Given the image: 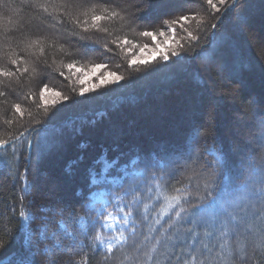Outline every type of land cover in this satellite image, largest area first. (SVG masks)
Segmentation results:
<instances>
[{
	"label": "trees",
	"instance_id": "1",
	"mask_svg": "<svg viewBox=\"0 0 264 264\" xmlns=\"http://www.w3.org/2000/svg\"><path fill=\"white\" fill-rule=\"evenodd\" d=\"M165 1L166 0H151L153 5L151 8L156 7L158 4V7L164 5ZM44 2H46V0H41V3ZM132 2L133 3H131V0H114L113 4H119L121 6L128 4L134 5L135 7L130 8L129 11L135 12L138 5L135 0H132ZM170 2L172 4H169L168 8L163 9L162 11L160 8V10L155 11L158 13V16H155L154 10L149 8L151 11L149 10L144 16L141 15L131 26L122 28L118 19L102 21V26L109 29V32L112 34L111 36L100 32H92L86 35H91L93 39H100L103 43H109V47L112 51L108 52L106 50V52L99 53V51L94 50L93 47H89L87 49V55L84 57L76 54L78 49L84 50L81 47L84 42L79 41L78 37H72L70 43L66 39L68 32L81 31L79 28H76L70 20L65 19L60 13H53V16L45 14L47 18H42L44 17L42 16L43 11L39 8L36 11H30L29 9L23 10V12L26 11L34 17V19H39L41 17L40 19H42V22L45 21L46 24L49 23L50 25H55L57 30L54 29L53 35L51 31H46V33L41 34L43 36L41 40L44 47L43 53L35 47L31 48L39 51L37 53H32L33 59L31 58L32 56L30 57L31 65L36 67L37 70V73H34L35 78L27 77L26 75L28 74L25 75V73H17L19 80H17L16 77H12L13 79H11L0 76V81L3 82L0 83V92L5 93V95L0 96V139L9 140V144L6 145V155H4L2 162H0V206L2 208V211L0 210V240L8 241V247L0 253V257L6 258L12 253L24 252V236L22 232L18 231L17 223L19 212L21 210V204L19 203L20 193L24 184V181L20 179L22 175L25 176L26 180L32 185L30 192V195H32L31 201L36 200L39 205V208L31 207V211L36 214L37 219L30 222V227L35 229L36 226L41 223L39 217H48V233L51 238L45 239L41 243H44L47 246V251L52 258L55 256L58 257L59 254L63 255L60 264H67L69 260L73 261L74 264H79L81 263L80 260L84 258L86 264H98L99 259L103 264H111L109 262L110 256L108 255L112 254L113 251L119 253L118 249L122 250V245L117 246L115 241H113L114 249L110 254L107 253L108 237L115 236L120 231L119 216H117L118 223L113 231L100 229V226L97 225L95 228L88 230L85 234L82 232L75 219L76 214L86 216L89 220L96 214L95 212L85 213L81 210V205L87 201L92 203L97 209L104 207L106 211H113L112 205L118 203L116 200L117 196H123L126 190L133 187H136L137 191H140L141 189H146L148 184L156 183L154 176H160L162 171L167 170L165 166L168 165L170 161L175 160L173 154L178 157H184L186 156V153H179L178 150L171 151L167 147H162L160 150H151V146L144 142L145 138L143 136L138 135L134 138V136L128 134V132L131 131L128 123L127 129L123 132H119L118 138L115 137L114 139L102 141L96 137L93 149L99 147L100 155L95 156L94 158L89 157V159H84L93 151L85 152L86 149H82L90 144L89 141L76 142L74 140L78 136L80 137L83 131L86 132L90 130L91 136V133L95 130L94 126L96 120L101 119L105 114L108 115L106 107L111 106V108H114L115 110L116 108H119L122 103H127L130 100L132 105L135 103L139 104L138 98L142 97V99H145L158 91L160 96V93L163 91L162 89L174 86L175 84V88L173 87L174 89L172 90L175 92L179 91L180 93L185 88L193 89L194 91L197 89H208L209 85L207 83H198L194 78L190 80L185 74L188 71H192L194 76V69L201 64L202 60L207 57H214L215 63L213 64V76L216 77L218 85L221 84L220 82L222 81V78L228 79L233 83L234 90L238 92L234 94L228 93L232 95V98L237 102L239 109L238 112L241 115L244 113L248 101L253 99V97L248 95V89L243 85L245 84V80H248L249 77H253L258 81L260 80V82L264 81L263 78L255 76L257 72L264 75V0H237V7L230 14H225L223 11L221 13H212L209 10L207 15L200 11L201 7L207 9V5L203 3V0H198L196 4H185L183 11L175 10L174 6L176 0ZM231 2L232 0H227V3ZM12 3L21 7V0H12ZM106 3L110 2L107 0H93L92 4L100 5ZM92 4H87L86 6H91ZM139 4L141 7L145 6L144 0L139 2ZM223 8L224 6H221L222 10ZM19 9L21 10V8ZM49 10L51 11V8ZM194 12H199L200 15L205 16L203 23L200 27H197L196 20L190 19L184 27L188 28L189 31H192V33L197 36V41L181 39L186 37L187 33L183 31L179 25H176L175 27L177 39L181 40L184 49L194 47L196 51L199 52L200 49L203 48L204 54L201 58L193 59L192 57L195 54L184 50H181L180 56L173 57L170 55L171 48L167 45L165 51L169 52L168 60H162L158 56L146 64L139 63L130 66L125 63L127 60V53L123 52L120 47H117V45L111 43V40L116 37H119L121 40L127 37V39L131 40L134 44H138L141 40L148 38L138 35L139 32L145 30L155 31L161 28L162 21L165 19H176L180 15L185 14L192 16ZM217 15L222 16L220 21L215 19ZM252 16H257L254 19V21L257 20V22L252 21ZM53 17H56V19ZM34 19L25 24H21L22 29L31 31L33 28H38V23L36 21L34 22ZM57 19H63L64 22L58 23ZM81 19H83V17H81ZM213 23H217L218 25L215 30L211 28ZM15 27L14 31H17L19 29L18 25H15ZM164 30L167 31L166 26L164 27ZM213 31L216 33L215 38H213L212 35ZM252 32L253 35L251 34ZM7 36L11 40L15 37L14 33H9ZM26 41L27 40H21V42L14 41L16 43H14V47H12V49L15 50L12 51L16 53V57L14 58L21 57L22 60L27 59L24 53V51L28 50L26 47L28 42L26 43ZM172 43L174 42H169V44ZM178 50L180 49L178 48ZM30 59L28 58V60ZM73 60L79 61V63L76 64L77 68L93 63H104L106 65L111 62L117 63L121 70L118 71L111 69L122 78L116 82L101 86L94 92H89L81 96L79 95V85L76 83V80L69 77V71L65 70L67 69L66 67L61 66V63L65 65ZM7 65H9V67ZM7 65L0 60V66L6 69L15 72L18 68V64L14 66L13 64L10 65V61L7 62ZM19 65L21 66V62H19ZM57 68L64 72V76H61L59 71L54 70ZM44 84H48L49 88L56 87V89H60L61 94L68 96L69 99L60 101L59 104L56 103L48 106V112L45 113L40 95L38 94L40 88L43 87ZM59 85L60 87H58ZM73 88H76V92L72 91ZM227 90L228 88L226 86V91ZM170 91L171 90H168V92ZM29 94H31V96ZM17 103L21 105V110L24 113L23 116L16 112L12 107L13 104ZM167 104L169 103H154L152 101L151 109L149 107H142V109L138 110L140 111L138 115L141 113H154L153 116L159 117L162 116L160 114L162 111V113L165 114L163 117H172V108H169ZM29 112L32 113L31 116L28 115ZM92 115H95V117ZM244 116L249 117V115ZM141 117V115L138 116V118ZM6 119H10L13 122L11 124H5L3 121ZM143 122L149 123V121L146 120H143ZM78 123L81 124L79 127H76L78 126ZM254 127L257 128L258 126L254 124ZM137 128H140L141 130L143 129L142 125ZM192 129L193 130H191L192 132L188 138L192 150H190V152L192 154L201 152L205 159L211 161L215 159V157L211 154L203 153V149L208 146L218 145L229 155L227 167L224 169L225 175H233L235 186H239L248 181L249 173L247 165H245L243 169H240V160L243 156L250 153L253 160L257 162L259 161L262 152L259 137L256 143L257 146L251 147L247 145L244 152L243 150L242 153L235 151L233 154V152L228 150V146L225 142L221 141L219 137H215V140L209 138L207 144H205L203 141L197 140V132L200 128L194 127ZM52 130L55 131L51 134L54 138L52 143L56 145L59 142L56 146L60 149H54L53 146L52 152L49 153L48 150H50V146H46L44 152L50 154H46V156H50L55 169H57V165L59 166V164H62L61 162L67 161L64 168L65 170L63 171H65V174L68 177L65 184L68 185L69 193L72 195V199L70 198V204L67 205L68 208L63 209V216L60 214L61 209L57 206H51L45 201V199L39 197L34 199V183L29 179L30 176L28 177L30 173L29 165L31 162L35 161L32 160V152L35 147L34 136L38 132L37 135H41V133H47ZM158 130L152 128V132L149 134V136H152L150 139H152L153 142L163 138H160ZM61 134L63 135L59 137L60 140L56 142L59 138H55ZM12 137L16 138L15 141L10 139ZM80 140L82 141V139ZM31 145L34 147L31 148ZM105 154L109 160H117L118 163L107 173V180L105 182L90 186L89 170L96 169V171L99 172L100 166L96 164V161L99 157ZM217 155H219V153H217ZM27 157H31V159H26ZM41 159L42 155H40V157L38 156L36 161ZM70 167H74V172L70 170ZM54 172L56 173L55 170ZM75 173H77L78 176H75ZM177 179H179L178 175L168 179L166 182L161 181L162 183H166V187L161 191L166 195L180 194L174 191V187H181L180 184L175 183ZM184 183H187V180H185ZM193 183H195V180ZM99 190L102 191L101 195L104 198L103 200H108L110 202L108 205H105L102 200H94L92 198V194ZM77 193H80V195H77ZM136 194V192H132L130 195L125 196L124 203L131 201ZM146 202L147 201L141 203V210H143L144 203ZM42 206L43 208L48 209V211H40ZM165 206L166 201L163 197L150 205L147 212V222L142 223L137 228L139 236L143 237L147 235V233H149L148 235L150 238H157L158 233L170 236L173 234L170 232L174 230L176 225L180 224L189 227L188 224L183 222L173 224L172 219L175 217V211H169L167 214L161 216V209ZM35 209H37V211ZM125 211H127V208H125ZM57 215H59L60 220H64L68 227V231L75 236L74 241L80 242L78 245L69 244L68 241H74L71 238L66 237L64 231H61L60 228H58L57 221L55 222L50 218ZM257 216H259V213H257L256 216H248L245 219V225H264V222L262 224V220L257 219ZM135 218L137 220L140 219L139 216H136ZM156 220H160V223L157 224ZM170 225L172 226L170 227ZM262 227L259 228L256 226V229H254L253 226L251 232L257 231L262 235L264 234V226ZM210 228V226L207 229L199 227L196 231L201 235L205 231H211ZM97 229L100 230L101 235L104 237V241L99 250L93 252L92 237L95 235ZM245 230L246 229L242 230L238 244L239 249L244 247L245 244V250H247L249 245L253 243L254 238L250 235L251 237L249 236L247 240V237L243 234V231ZM125 235H128V233H125ZM13 236L15 238H10ZM188 237L190 238L192 235L186 234V238ZM52 239H56L55 244L57 241L61 244V249L58 254H56L53 250L55 248L50 244ZM129 239L131 240V237H129ZM143 240L144 239L142 238V241ZM208 241L209 247L213 250L215 245L213 239H208ZM235 242L233 241L232 244L236 245L237 242L236 244ZM41 243L39 245H34L31 250L32 253H34L33 259L35 264H41L39 261L43 259L41 258V254L44 253V248H41ZM144 244L146 243H140L139 248H145L146 246H144ZM175 244L176 242L173 244L172 250L174 249ZM155 245V243H152L150 246L148 245L147 248L149 250V255L145 261H140V264H157V258L159 257L158 253H160L161 249L156 248ZM196 245L198 247V244H196L195 241V244H192V247H196ZM250 247L249 257L247 256L244 261L231 260L232 264H264V248L256 247L255 252H253V246L250 245ZM129 248L132 249L135 247L127 245L123 251H128L130 250ZM105 255L108 256V259H103ZM134 260L137 261V259ZM136 261L133 263L135 264ZM52 262L50 264H52ZM167 262H169L168 264H172V261ZM192 263L193 261L191 264ZM43 264L46 263L44 262Z\"/></svg>",
	"mask_w": 264,
	"mask_h": 264
},
{
	"label": "snow or ice",
	"instance_id": "2",
	"mask_svg": "<svg viewBox=\"0 0 264 264\" xmlns=\"http://www.w3.org/2000/svg\"><path fill=\"white\" fill-rule=\"evenodd\" d=\"M198 0H176L175 10L183 11L185 4H196ZM6 0H0V6H4ZM145 8H151V0H144ZM203 3L207 5V9L203 7L200 8V11L204 12L205 15L209 13V10L212 13H223L230 14L237 7V0H232L231 3H227V0H203ZM221 6H224L223 10ZM135 7L134 5H119L113 3L106 4H92L91 6H85L81 3V0H46V2L41 3V0H21V10L32 9L33 11L37 8L41 9L43 13H46L48 16H53V13H60L62 16L70 20L72 24L79 28L80 32H68L67 41L70 43L72 37H78L79 41L84 42L81 47L84 50H77V55L84 57L87 55V49L95 45H101L100 39H93L91 35H86L92 32L106 33L111 36L107 27L102 26V21H112L117 18L121 21V27L131 26L138 19L140 14L144 12V9H137L135 12L129 11L130 8ZM51 8V11L49 10ZM83 17V19H81ZM56 19V17H53ZM205 16L199 14V12H194L192 16L187 14L180 15L176 19H165L162 21L161 28L155 31L145 30L139 32L138 35L143 37H151L155 42L157 36L165 37L163 41L164 44L169 45L171 48L170 55L173 57L180 56L181 50L194 53L193 59L201 58L204 54L203 48L199 52L196 51L194 47H189L184 49L181 40L177 39L176 25H179L183 31L187 33L186 37L181 39H190L191 41H197V36L189 31L188 28L184 25L190 20H196L197 27L203 23ZM31 15L29 16V22ZM217 21L222 19L221 15L215 17ZM21 24L24 23V18L19 17ZM58 23H63V19H57ZM55 25H53L54 27ZM167 27V31L171 33V36H167L164 30V27ZM217 23H213L211 28L213 30L217 29ZM15 27V26H14ZM67 31V30H66ZM7 35V33H5ZM213 38H215V31L212 32ZM172 41L174 43L169 44ZM112 44L120 47L121 50L127 54L132 55V59H129L128 64L134 65L138 62V57L134 48H139L140 53H144L146 49L149 48V45L144 44H134L131 40H128L125 37L121 40L119 37H116L111 40ZM126 45H132L131 48L126 47ZM28 48H37L41 53H43L44 47L40 39L32 40L28 45ZM102 47L111 52L112 49L109 47V43L105 42L102 44ZM160 48V44H155L152 51L156 53L157 49ZM178 48L180 50H178ZM159 57L162 60L169 59V52L163 51L159 53ZM155 58V57H153ZM11 64L16 65L19 62H23L21 57L12 59L9 57ZM140 63H148V60H140ZM79 61L73 60L72 62L64 65L73 76L77 77V83L79 87V95L83 96L85 93L91 92L95 89L100 88L103 85L112 83L113 80L109 77H113L116 81L120 80L122 77L118 76L115 72L103 71L106 69L107 65L104 63L99 64H88L77 68L76 64ZM215 63L214 57H207L202 60L201 64L194 69V79L201 84L207 83L209 85L210 91H215L218 86L216 77L213 76V64ZM59 71L61 76H64V72L60 69H54ZM74 70V71H73ZM29 71L27 66L23 68H17L16 71H12L0 66V76L6 78L16 77L19 80L17 73H26ZM33 72H36V68L32 69ZM97 73H100L99 75ZM96 79V83L88 85V81L91 78ZM67 79V77H66ZM0 83H3L0 81ZM40 98L44 101L43 110L45 113L48 112V101L45 94L51 93L54 97L60 96L62 100H68V96H62L60 92L55 91L52 88H49L48 84H44L40 88ZM73 92H76V88L72 89ZM5 95L4 92H0V96ZM31 96V94H29ZM219 95V94H217ZM52 104L57 103L55 99L51 101ZM12 107L16 112L20 113L23 116V111L21 110L20 104H13ZM39 107V106H38ZM29 116L32 115L31 112L28 113ZM243 115H251L254 124L258 126V137L261 142L262 152L259 161H255L251 158V154L248 153L243 156L240 160L239 168L243 169L247 165V170L249 173V179L247 182L235 186V179L233 175H225L224 169L227 167L229 155L224 152L218 145L208 146L203 149V153L211 154L215 157L213 160H207L201 154L197 152L192 154L189 152L187 156L177 157L175 160L169 162L166 165V171H162L160 176H154L156 183L148 184L146 189H141L137 191L136 187L128 189L124 192L123 196H117L116 200L118 203L113 204V211H106L104 207L99 209L95 208L92 203L85 202L81 205V210L85 213L95 212L90 220L86 216H80L76 214L75 219L80 226L82 232L86 234L91 228H95L97 225L100 226V229H107L113 231L117 225V216H119V228L120 231L115 236L108 237L107 243V253H111L114 249L113 241H115L117 246L120 245H129L135 248H139L140 244L137 243V237L139 233L137 228L144 222H147L148 215L147 212L150 208V205L158 201L161 197L166 201V206L161 209V216L167 214L169 211H175V217L172 219L173 224H178L181 221L188 224L189 227L185 229V234H191L193 239L199 237V233L196 231L197 228H209V226L214 230L205 231L203 233L205 240L212 237L213 234L217 236V239L221 241L220 248H227L229 252V258L233 261L240 260L244 261L247 257L246 253H241L238 244L234 245L229 243V239L235 238L239 240L242 230L246 229L248 226L245 225V219L248 216H257V219L264 221V97L259 99L253 98L250 99L245 107ZM210 118L214 119V112L210 114ZM5 124H11L13 121L6 119L3 121ZM209 138L215 140V131L214 125L208 127L202 126L197 132V140L203 141L207 144ZM12 141H15V137L10 138ZM9 144V140L0 139V162L4 155H6V145ZM14 147V145H13ZM219 153V155H217ZM26 159H31L27 157ZM118 163L117 160H109L105 155L99 157L96 161V164L100 166V171L97 172L96 169L89 170V181L90 186L96 185L98 183H103L107 180V173ZM170 165V166H169ZM179 176V179L175 183L180 184V188H175L174 191L180 193L178 195H166L162 189L166 187V183L161 181H167L174 176ZM20 179L24 181V184L21 188V191L24 193L20 198L21 210L19 212L18 218V231L23 233L24 239V252L22 253H12L6 258L0 257V264H35L33 259L34 253H32V248L34 245H39L43 240L50 239L48 233V217L41 216L39 217L41 223L36 226L35 229L30 227V222L37 219V216L34 212L31 211V204L33 201L28 200L27 205H25V197H27L30 192L32 185L29 183L25 176H21ZM187 180V183L184 181ZM195 180V183L193 181ZM132 192L137 194L133 196L131 201L124 203V197L130 195ZM80 195V193H77ZM95 194H92L94 199ZM144 203L143 210H141L140 205ZM110 202L108 200L104 201L105 205H108ZM127 208V211H125ZM178 209V210H177ZM40 211H48V209L41 207ZM61 216H63V209L60 210ZM135 214V215H134ZM71 216V214H70ZM139 216V220L135 217ZM102 218V219H101ZM58 227L63 229L65 236L75 240L73 233L68 231V227L65 224L64 220L58 221ZM156 223L159 224L160 220H156ZM130 226V227H129ZM172 225H170L171 227ZM128 233V235H125ZM131 237V240L129 239ZM10 238H15L10 237ZM150 237H144V240L141 243H146ZM104 237L101 235L99 229H97L95 235L92 237V248L93 252L98 251L99 248L103 245ZM159 242V241H158ZM190 243V242H189ZM55 246L57 248L61 247L59 241L56 242ZM8 247V241L0 240V253L3 252L5 248ZM204 249L209 253L204 259L201 260L200 264H215L217 256L211 254V248L209 244L205 242L203 244ZM260 247L264 248V234H262L258 244L253 245V252L255 248ZM128 257L125 256V259ZM103 259H108V256L105 255ZM52 264H55L53 261ZM67 264H74L73 261L69 260ZM136 264H140V261L137 260Z\"/></svg>",
	"mask_w": 264,
	"mask_h": 264
},
{
	"label": "rangeland",
	"instance_id": "3",
	"mask_svg": "<svg viewBox=\"0 0 264 264\" xmlns=\"http://www.w3.org/2000/svg\"><path fill=\"white\" fill-rule=\"evenodd\" d=\"M107 1L110 3L114 2V0H107ZM141 1L143 0H140V1L135 0L136 4L138 5L137 9H144V12L140 14V16L141 15L144 16L147 14V12H149L150 9L145 8V6L141 7V5L139 4V2ZM170 1H173V0H166L164 5L158 7L159 6L158 4L156 5V7L151 8V10H154V15L158 16V13H156L155 11L160 10V8H161V11L163 9L168 8V5L172 4ZM81 3L86 6L87 4L88 5L92 4L93 0H81ZM131 3H133L132 0H131ZM19 8L21 7H19V5H14V3H12V0L11 1L6 0L5 5L0 6V60H2L3 63L5 62L6 65H7V62L9 61V57H11L12 59H16L14 58L16 57L15 56L16 53L13 52L15 50L12 49V47H14L13 46L15 43L14 41L21 42V40L23 41L27 40L26 43L28 42L29 44L32 40H35V39L41 38L40 40H42V37H43L41 35L42 33H46V31L47 32L51 31L53 35L54 29L57 30L56 26L53 27V25H50L49 23L46 24L45 21L42 22V19H40L41 17L39 19H34V17L32 16H31L30 21L34 19V22L36 21L38 23V28L36 29L33 28L31 31H27V29L26 30L22 29L21 23L19 21V17L22 16L24 18V24H25L29 22L30 14L27 13L26 11L25 12L21 11ZM37 9H35L34 11H36ZM29 10L31 11L32 9H29ZM42 14H43L42 16H44L42 18H47V16L45 15L46 13H42ZM256 17L257 16H252V21H254ZM255 21L257 22V20ZM118 22L121 24V21L119 19H118ZM15 25H18L19 27L17 31H14V29L16 28L14 27ZM165 32L167 36H171V33H168L166 30ZM5 33H7V35L9 33L10 34L14 33L15 37L13 38V40H11L7 35H5ZM251 34L253 35V32ZM164 40H165V37H160V36H157V40L155 42L152 40L151 37L141 40L140 43L138 44L140 45L147 44L149 45V48L146 49L144 53H140L139 48L133 49V52H135L138 57V62L136 63V65L140 63L139 62L140 60H148L150 62L153 59V57H158L160 52L165 51L167 45L163 43ZM157 43L160 44V48L157 49L156 53H154L152 49ZM102 44L103 42H101V45H95L93 49L99 51V53L106 52V50L102 47ZM126 47L131 48L132 45H126ZM19 49H22V48H19ZM27 49H28L27 51H24L27 59L21 62V66L19 65V61H18L17 67L23 68L27 66L29 68V71L26 72L25 75L28 74L26 75L27 77L35 78V74L37 73V70L36 72L32 71V69L36 67L31 65L30 57L32 56V53H35V52L37 53L39 51H36V49H31L28 47ZM28 58L30 60H28ZM31 58L33 59V56ZM126 59L127 60L125 61V63L128 64L127 61L129 59H132V55L127 54ZM7 66L9 67V65ZM61 66H64V65L61 63ZM111 68L113 70L114 69L118 71L121 70V68L118 67L117 63L111 62L107 65V68L102 69L101 72L103 71L113 72ZM65 70L67 71L68 69H65ZM188 72L185 75L188 78H190V80H192L194 78L192 71L190 73ZM68 73H69V77L76 80V83H77V77L73 76L71 72H68ZM97 74L99 75L100 73H97ZM117 75L119 76V74ZM255 76H259L264 79V75H262L260 72H257ZM109 79L113 80V82H116V80L113 77H109ZM253 79H254L253 77H249L248 80H245L244 78L245 84L243 85L248 89L247 90L248 95L250 97L257 98V99L264 97V89H263L264 81L260 82V80L258 81L257 79H254V80ZM92 83H96V79L94 77L88 81L87 86H90ZM220 83L221 84L217 86L215 91H210L209 86H208V89H205V90L197 89L195 91L193 89L185 88L182 90L181 93L179 91L175 92L172 90L175 88L174 87L176 85L175 84L174 86L162 89L163 91L160 93V96L158 94L159 93L158 91V92H155L153 95L146 97L145 99H142V97L138 98L139 104L135 103L134 105H132L131 100L130 101L127 100L129 102L127 103L124 102V104L122 103L119 106V108L115 109L116 111L114 110V108H111V106L106 107L107 108L106 110L108 111V115L105 114L104 117L102 116L101 119L96 120V124L94 126L95 130L91 133V136H90V130L86 132L83 131L80 137L78 136L77 138H75L74 141L76 142L89 141L91 146L89 144L86 146V148H82V149H86L85 152H89L91 150L93 151L89 154V156H86L84 159H89V157L94 158L95 156L100 155L99 147H97L96 149H93V146L96 142V137H98V139L102 141L107 140V139H114L115 137L118 138L119 132H123L124 130H126L128 126L127 124L129 123V127L131 131H129L128 134L130 136H134V138L137 137L138 135L143 136L145 138L144 142L148 143V145L151 146L150 147L151 150L153 149L160 150L162 147L164 148L167 147L171 151L178 150L179 153H184V154L186 153V156H187V154H189L191 150L190 141L188 140V138L192 132L191 130H193L192 128L194 127L201 128L202 126L208 127L210 125H214L215 137L216 138L219 137L221 141L225 142V144L228 146V150L230 152H233V154L235 153V151H239L242 153V150L244 152L247 145L251 147L257 146L256 143L258 141V127L257 128L254 127V121L251 115H249V117H245L243 114L241 115L238 112L239 110L238 104L232 98V95L229 94V93L234 94L238 92L234 90V86L232 85L233 83H231V81L225 78H222V81ZM226 86L228 88L227 91H226ZM58 87H60V85ZM50 88L54 89L55 91L60 92V89L58 88L56 89V87H50ZM96 90L97 89L91 92H94ZM168 90H171V91L168 92ZM38 94L40 95V92ZM61 95L64 96V94H61ZM45 96L48 101V106L54 105L51 103L53 99H55L58 104L60 103V101H64L60 98V96L54 97L51 93H46ZM152 101L154 103H158V102L169 103L167 105L169 106V108L170 107L172 108L173 116L163 117V115L165 114L162 113L161 111L160 114L162 116H159V117L153 116L154 113L153 114L141 113L140 115L142 117L138 118V116H140L138 115L140 113V111L138 110L142 109V107L143 108L149 107L151 109ZM41 103L42 105H44V101L41 100ZM213 112H214V119H211L210 114ZM92 116L95 117V115H92ZM143 120L149 121V123L143 122ZM87 122H88V119H87ZM80 124L81 123H78V126L76 127H79ZM141 125L143 128L142 130L140 128H137L138 126H141ZM152 128H155V130L159 129L158 134H160V138L162 137L163 138L158 139L153 142V140L150 139L152 138V136H149L150 132H152ZM54 132L55 131L52 130V131H48L47 133L44 132V133H41V135H37L39 133L38 132L34 136L35 147L31 145V148L34 147V151L32 152L33 153L32 160H35V161L31 162L29 165L30 173L28 177L30 176L29 179L34 183V190H33L34 197H35L34 199H36V197H39L41 199H45V201H47V203H49L51 206H57L60 209H65V208H68L67 205L70 204V198L72 199L71 197L72 195H70L69 190H68V185L65 184L66 179L68 180V177L66 176L65 171H63L65 170L64 168L67 164V161L61 162L62 164H59V166L57 165L56 167L57 169H55L54 163L52 162V159H50V156H46V154H49L52 152L53 146H54V149H60L59 147L56 146L59 144V142L56 145L52 143L54 138H53V135L51 134H53ZM62 135L63 134L58 135L55 139L61 137ZM91 138H92V141H91ZM80 139H82V141ZM59 140L60 138L56 140V142ZM46 146H50V150H48L49 153L44 152V150L46 149ZM36 153L39 157L40 155H42L41 160L36 161L38 157ZM173 156H174L173 157L174 159L178 157V156H175V154H173ZM73 168L74 167H70V170L72 172H74ZM54 170L56 171V173L54 172ZM75 174H76L75 176H78L77 173ZM101 193H102L101 190L94 193L95 194L94 200L104 201L103 200L104 198L101 195ZM23 195L24 193L21 191L20 198ZM31 196L32 195L29 194L27 197H25V205H27L28 200H31ZM33 201L34 203L31 204V207L33 206L34 208H37V207L39 208V205L37 204L36 200H33ZM19 203H20V200H19ZM0 210L2 211L1 206H0ZM35 210L37 211V209ZM50 218H52V220H54L55 222L61 221L59 219V215L53 216ZM182 222L183 221H181L180 223ZM263 222L264 221H262V224ZM253 226H254V229H256V226L261 228L264 225L259 226L258 224L257 225L248 224V227L246 228V230L243 231L244 232L243 234L245 235V237H247V240L250 235H252V237L254 238L253 243L250 244L252 246L258 244L262 236L257 231H256L257 233L251 232V230H253L252 229ZM187 228L188 227L186 225L179 224V225H176V227H174V230L172 232H170V233H173L170 236L168 235L166 236L165 234L158 233L157 238H154V237L150 238L146 242V244H144V246H146L145 248H142V247L132 248V249L129 248L130 250L123 251V249H125L127 245H122V250L118 249L119 253H115V251H113L112 254L109 253L110 254L108 255L110 256L109 262L111 264H134L133 262L136 261L134 259H137L139 261H145L147 256L149 255V250L147 248L148 245L150 246L152 243H155L156 248L161 249L160 253H158L159 257L157 258V264H168L169 262L167 261H172V264H191L192 261H193L192 264H200L201 260L209 255V253L204 249L203 244L205 242L209 243L208 239H213V243H215V245H214L213 250L211 251V254L214 256H217L215 264H232V261L229 258L228 249L220 248L221 241L217 239V236L215 235V233L213 234L212 237L208 238L207 241L205 240L203 234L199 235L197 239H193V237L186 238L185 229ZM210 229L211 231L214 232L212 228ZM60 230L63 231V229H60ZM148 234L149 233H147V235L143 237L138 236L137 243L140 244L142 241V238L144 239V237L146 236L149 237ZM55 241L56 239H52L50 244H52V246L55 248L53 250L56 252V254H58L61 248L60 247L57 248L55 246ZM195 241H196V244H198V247L197 245L196 247H192V244H195ZM233 241L234 242L236 241L238 244V241L235 240V238L229 239V243L232 244ZM175 242L176 244L174 245V249L172 250L173 244ZM68 243L71 245L72 244L78 245V243L80 242L68 241ZM250 245H249V248H247V250H245V244H244V247H241L240 249L241 253H246L248 257L250 255L249 253V250L251 248ZM41 248H44V253L41 254V258L43 259H41L39 263L43 264L45 262L46 264H50L52 261H54L55 264L61 263L60 260L62 261L61 258L63 255L59 254L58 257L55 256L52 258L50 256V253L47 251V246L44 243H41ZM125 256H127L128 258L125 259ZM80 262L81 263L79 264H86L85 258L80 260ZM101 263L102 262H100V259H99L98 264H101Z\"/></svg>",
	"mask_w": 264,
	"mask_h": 264
}]
</instances>
